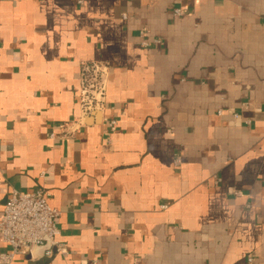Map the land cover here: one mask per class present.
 <instances>
[{"label":"crops","instance_id":"obj_1","mask_svg":"<svg viewBox=\"0 0 264 264\" xmlns=\"http://www.w3.org/2000/svg\"><path fill=\"white\" fill-rule=\"evenodd\" d=\"M38 188L69 251L40 264H264V0H0V218Z\"/></svg>","mask_w":264,"mask_h":264},{"label":"built area","instance_id":"obj_2","mask_svg":"<svg viewBox=\"0 0 264 264\" xmlns=\"http://www.w3.org/2000/svg\"><path fill=\"white\" fill-rule=\"evenodd\" d=\"M175 13L183 12L176 9ZM109 74V66L102 62L82 66L78 92L80 115L60 125L63 134H73L84 125L89 113L105 109ZM115 126L116 121L112 120L110 129L113 130ZM54 136L52 133L51 137ZM50 197V192L45 188L12 190L0 218V236L10 249L0 252V264H13L18 255L49 258L57 253L64 256L69 254L67 246L59 239L58 218L61 212L51 206Z\"/></svg>","mask_w":264,"mask_h":264},{"label":"water","instance_id":"obj_3","mask_svg":"<svg viewBox=\"0 0 264 264\" xmlns=\"http://www.w3.org/2000/svg\"><path fill=\"white\" fill-rule=\"evenodd\" d=\"M29 258H30V256H29ZM47 258L46 257H42V258H40L36 263H42L43 261H45Z\"/></svg>","mask_w":264,"mask_h":264}]
</instances>
